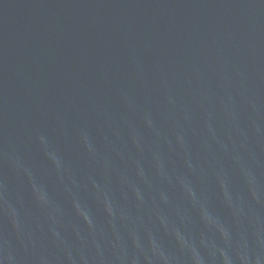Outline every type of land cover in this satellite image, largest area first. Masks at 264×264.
<instances>
[{
    "label": "water",
    "instance_id": "obj_1",
    "mask_svg": "<svg viewBox=\"0 0 264 264\" xmlns=\"http://www.w3.org/2000/svg\"><path fill=\"white\" fill-rule=\"evenodd\" d=\"M0 264H264V0H0Z\"/></svg>",
    "mask_w": 264,
    "mask_h": 264
}]
</instances>
